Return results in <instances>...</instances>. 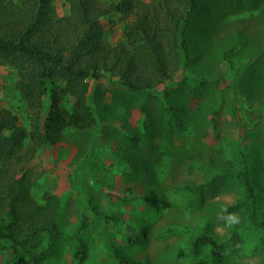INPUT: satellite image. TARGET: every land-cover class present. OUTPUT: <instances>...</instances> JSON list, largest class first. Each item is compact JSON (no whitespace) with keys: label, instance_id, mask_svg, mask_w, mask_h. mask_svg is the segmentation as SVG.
Masks as SVG:
<instances>
[{"label":"rangeland","instance_id":"rangeland-1","mask_svg":"<svg viewBox=\"0 0 264 264\" xmlns=\"http://www.w3.org/2000/svg\"><path fill=\"white\" fill-rule=\"evenodd\" d=\"M54 5L69 14L64 0ZM125 22L103 19L105 40L116 45ZM184 36L188 66L176 85L149 95L111 75L88 79L97 124L65 128L31 159L35 197L49 191L62 207L59 233L45 242L51 264L74 260L84 215L83 264H264V0H199ZM17 80L0 63V107L29 129ZM64 101L70 110L74 99ZM239 202V223L229 225L225 210ZM4 246L1 263L14 259Z\"/></svg>","mask_w":264,"mask_h":264},{"label":"trees","instance_id":"trees-1","mask_svg":"<svg viewBox=\"0 0 264 264\" xmlns=\"http://www.w3.org/2000/svg\"><path fill=\"white\" fill-rule=\"evenodd\" d=\"M64 1L69 14L59 16L54 0H0V63L17 72L15 87L33 112L27 129L10 108L0 107V242L2 253L14 255L0 264H51L44 248L46 237L50 246L59 233L61 202L49 191L35 197L29 164L39 149L60 142L65 128L88 130L97 124L88 79L111 75L128 91L152 95L162 84L176 85V75L188 66L184 28L199 0ZM115 13L126 22L122 38L112 45L102 20ZM234 54V49L224 52L228 63ZM66 96L74 99L70 110L63 107ZM240 180L248 190V180ZM239 203L225 213L241 210ZM85 229L84 215L75 235L80 250L71 264L85 261Z\"/></svg>","mask_w":264,"mask_h":264},{"label":"clouds","instance_id":"clouds-1","mask_svg":"<svg viewBox=\"0 0 264 264\" xmlns=\"http://www.w3.org/2000/svg\"><path fill=\"white\" fill-rule=\"evenodd\" d=\"M239 220H240V217L238 213H230L228 215L227 222L229 225H231V224L239 223Z\"/></svg>","mask_w":264,"mask_h":264},{"label":"crops","instance_id":"crops-1","mask_svg":"<svg viewBox=\"0 0 264 264\" xmlns=\"http://www.w3.org/2000/svg\"><path fill=\"white\" fill-rule=\"evenodd\" d=\"M111 165H113V164H111ZM122 167V166H121ZM123 168V167H122Z\"/></svg>","mask_w":264,"mask_h":264}]
</instances>
